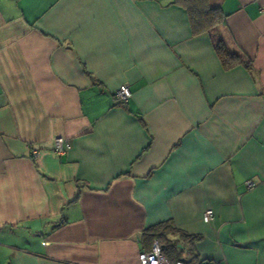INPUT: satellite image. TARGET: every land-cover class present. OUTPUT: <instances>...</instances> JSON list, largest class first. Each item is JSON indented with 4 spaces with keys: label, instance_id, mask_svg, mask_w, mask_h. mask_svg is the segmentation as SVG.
<instances>
[{
    "label": "crops",
    "instance_id": "obj_1",
    "mask_svg": "<svg viewBox=\"0 0 264 264\" xmlns=\"http://www.w3.org/2000/svg\"><path fill=\"white\" fill-rule=\"evenodd\" d=\"M172 1L0 0V264H264V0H207L251 71Z\"/></svg>",
    "mask_w": 264,
    "mask_h": 264
},
{
    "label": "trees",
    "instance_id": "obj_2",
    "mask_svg": "<svg viewBox=\"0 0 264 264\" xmlns=\"http://www.w3.org/2000/svg\"><path fill=\"white\" fill-rule=\"evenodd\" d=\"M172 3L186 10L193 34L206 32L209 35L224 69L241 65L248 71L252 70L251 59L237 45L220 9L210 7L207 0H173ZM143 237L147 243L154 238L158 239L162 253L170 261L184 259L196 262L195 257L187 259L183 257V253L192 255V246L200 236L178 229L171 221H162L147 227Z\"/></svg>",
    "mask_w": 264,
    "mask_h": 264
},
{
    "label": "built area",
    "instance_id": "obj_3",
    "mask_svg": "<svg viewBox=\"0 0 264 264\" xmlns=\"http://www.w3.org/2000/svg\"><path fill=\"white\" fill-rule=\"evenodd\" d=\"M130 97V91L126 86H120L116 91V99L119 101H126ZM62 137L55 139V151L58 153L62 152ZM37 154L36 150L32 151V156L35 157ZM247 185H251L250 182H247ZM212 217V210L207 206L202 213V220L207 222ZM138 264H223L219 260H206V261H196L188 262L187 260L180 259L177 261L168 260L162 253V246L158 239H153L149 245V248L142 250L138 253Z\"/></svg>",
    "mask_w": 264,
    "mask_h": 264
}]
</instances>
